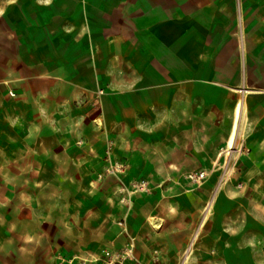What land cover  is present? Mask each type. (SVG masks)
Instances as JSON below:
<instances>
[{
  "label": "crops",
  "instance_id": "crops-1",
  "mask_svg": "<svg viewBox=\"0 0 264 264\" xmlns=\"http://www.w3.org/2000/svg\"><path fill=\"white\" fill-rule=\"evenodd\" d=\"M231 2L232 14L199 25L196 14L186 17V0H0V118L13 121V109L33 101L39 126L48 107L53 122L62 119L57 112L68 116L69 130L86 125L98 131L100 121L106 134L114 131L133 141L132 133L142 128L157 166L178 172L207 168L211 175L225 167L216 181L254 184L253 197L260 199L264 0ZM99 89L105 94L96 101ZM45 92L49 99H43ZM64 127L57 124L51 133L59 135ZM229 192L244 195L245 190L231 188L217 196L233 199ZM162 199L192 216L204 204L192 190ZM230 212L234 207L224 215ZM225 223L207 231L200 246L210 253L194 261L264 264V224ZM191 230L166 235L180 241L169 244V262L180 258ZM192 247L193 242L182 263Z\"/></svg>",
  "mask_w": 264,
  "mask_h": 264
},
{
  "label": "rangeland",
  "instance_id": "rangeland-1",
  "mask_svg": "<svg viewBox=\"0 0 264 264\" xmlns=\"http://www.w3.org/2000/svg\"><path fill=\"white\" fill-rule=\"evenodd\" d=\"M231 3L186 0V17L196 14L199 25H208L231 13ZM43 99H49L48 92ZM21 105L13 109V121L0 118V264H202L194 260L210 253L208 246H200L209 238L207 231L225 222L264 224V184L258 199L254 184L216 181L225 167L211 175L207 168L178 172L157 166V153L146 150L142 128L132 133L133 141L114 131L106 134L100 121L98 131L86 125L69 130L64 127L71 122L68 116L57 112L62 119L53 122L48 107L42 112L47 120L39 126L33 101ZM51 123L64 127L59 135L51 133ZM194 174L204 176L192 179ZM231 188L245 193L229 192L233 199L220 200ZM189 190L204 202L194 216L162 199ZM231 207L235 212L224 215ZM190 229L180 258L169 262V244L180 241L166 235Z\"/></svg>",
  "mask_w": 264,
  "mask_h": 264
},
{
  "label": "built area",
  "instance_id": "built-area-1",
  "mask_svg": "<svg viewBox=\"0 0 264 264\" xmlns=\"http://www.w3.org/2000/svg\"><path fill=\"white\" fill-rule=\"evenodd\" d=\"M9 94H10V96H14V95H15L12 91H10ZM104 94H105V90H104V89H99V90L97 91L96 96H95L96 101H97L102 95H104ZM203 176H204L203 174H194V175H192V176H190V177H191L192 179H196V178H201V177H203Z\"/></svg>",
  "mask_w": 264,
  "mask_h": 264
},
{
  "label": "bare ground",
  "instance_id": "bare-ground-1",
  "mask_svg": "<svg viewBox=\"0 0 264 264\" xmlns=\"http://www.w3.org/2000/svg\"><path fill=\"white\" fill-rule=\"evenodd\" d=\"M240 112H241V109L240 107L238 108V111H237V123H236V127H235V131L233 133V136L231 138V141H230V148H233L234 146V141H235V138H236V134L238 132V127H239V120H240ZM153 222V221H152ZM154 223V222H153ZM155 225V224H154ZM193 242V241H192Z\"/></svg>",
  "mask_w": 264,
  "mask_h": 264
}]
</instances>
